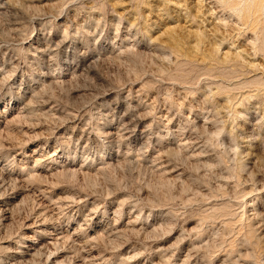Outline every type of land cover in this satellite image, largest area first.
<instances>
[{"label": "rangeland", "instance_id": "obj_1", "mask_svg": "<svg viewBox=\"0 0 264 264\" xmlns=\"http://www.w3.org/2000/svg\"><path fill=\"white\" fill-rule=\"evenodd\" d=\"M2 1L0 264H264V0Z\"/></svg>", "mask_w": 264, "mask_h": 264}, {"label": "bare ground", "instance_id": "obj_2", "mask_svg": "<svg viewBox=\"0 0 264 264\" xmlns=\"http://www.w3.org/2000/svg\"><path fill=\"white\" fill-rule=\"evenodd\" d=\"M258 3H259V2H258ZM4 4H5V3H4L2 0H0V10L3 9V5H4ZM127 134H129V133H127ZM59 239H60V238H57V236H56V237L53 238V241H56V243H57ZM50 243H52V242H50ZM25 247H27L28 250L31 251V252H32V250L35 249V247H33V246H25ZM32 254H33V253H32ZM32 254H31V255H32Z\"/></svg>", "mask_w": 264, "mask_h": 264}]
</instances>
